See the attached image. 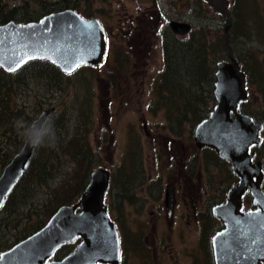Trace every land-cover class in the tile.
Masks as SVG:
<instances>
[{
	"label": "rangeland",
	"instance_id": "rangeland-1",
	"mask_svg": "<svg viewBox=\"0 0 264 264\" xmlns=\"http://www.w3.org/2000/svg\"><path fill=\"white\" fill-rule=\"evenodd\" d=\"M0 1L7 3L9 9L21 6V12L39 8L38 0H27L28 6L22 5L24 0ZM229 1V10L225 9L218 15L203 1L200 7L199 0H96L92 4V16L100 19L107 32V60L99 67L80 70L59 79H53L51 71H42L45 77H40L37 71L31 70L25 81L14 84L9 104L11 107L16 104L22 109L23 115L18 125L19 129L27 126L23 138L29 125L44 109L55 108L47 122L51 118H60L62 114L66 115L67 120L65 124L62 123L60 132L64 142L57 151L61 158L58 162L61 173L50 179L48 185L38 188L32 199L29 198L27 204L23 203L11 217L6 218L0 213V221L4 225L0 227V249L8 248L27 236L35 225L47 219L59 203L74 202L79 193L76 190L84 180L86 171L102 166L114 172L112 187L104 202L110 208V217L119 223L124 249L130 251V264H141L144 260L141 257L143 247L140 252L130 250L137 243L132 242L135 237L137 240V236L129 231L130 223L135 226L132 231H144L145 239L139 242L143 243L141 245L150 244L158 248V264H210L214 255L210 237L218 222L207 216L208 209L202 199L207 196L206 201H217L218 192L223 186L220 187L219 182L205 186V182L201 183L195 174L187 177L186 170H182L180 176L173 174L172 164L177 160L180 165L185 164L190 157L196 158L192 166L197 174L205 161V153L198 151L188 132L191 129L192 111L183 117L178 113L179 103L173 100L167 103L164 93L159 89L158 78L164 63L161 35L162 28L170 20H179L190 23L193 32H200L203 28L212 37L220 39L218 34H222L224 27L229 24L225 21L233 16V0ZM259 2L258 12L255 5ZM259 2L242 0L239 4L235 3L237 14L234 19L238 18L241 11L245 13L239 22L240 33H230L229 48L230 54L243 63L244 70L249 74L248 103L262 111L264 82L259 78L263 80L264 75V0ZM76 10L82 12L80 8ZM14 20L18 21L17 18ZM219 21L222 24L217 23ZM136 35H139L140 41L146 42L138 44L141 52L137 54L130 44ZM179 37L186 39L188 36ZM214 52L208 53L209 59ZM121 53L128 55L129 60L125 56V60L118 63V54ZM226 53L225 48H217L214 55L220 60L227 58ZM212 66L215 69V65ZM202 90L204 103L208 107L212 106L215 103L212 84L204 83ZM190 94H193L192 90ZM251 108L253 112L258 111ZM178 120L183 122L178 129L181 133H174ZM169 124L173 125L172 128ZM55 129L49 128L50 136L55 135ZM14 134L0 135L1 152L8 147ZM74 149L85 157L81 160L71 157L73 161L66 157ZM208 159L210 161L206 160L205 164L207 162L208 169L217 174L220 165ZM125 171L132 175L136 173L132 203L127 199V190L121 191L120 178H123L121 173ZM221 181H225L224 177ZM168 183L176 187L175 195L171 196L172 200H176L173 201L171 217H165L164 221L163 189L168 187ZM159 184L162 195L155 199L149 191L156 189ZM116 199L118 205L115 204ZM173 215L175 217L169 229L167 226ZM144 228H147L148 233ZM64 249L70 250V245L64 246Z\"/></svg>",
	"mask_w": 264,
	"mask_h": 264
},
{
	"label": "water",
	"instance_id": "water-1",
	"mask_svg": "<svg viewBox=\"0 0 264 264\" xmlns=\"http://www.w3.org/2000/svg\"><path fill=\"white\" fill-rule=\"evenodd\" d=\"M223 12L228 0H204ZM174 33L185 34L191 25L170 20ZM44 57V58H41ZM107 57L106 32L96 16L84 17L72 8L52 11L38 20L20 23L13 20L0 24V68L15 72L31 60H46L64 73L81 65L99 66ZM218 61L214 73L215 105L195 128V143L214 149L227 158L239 175L238 185L227 192V200L213 207L223 228L212 238L215 264H264V192L261 176L251 181L248 173L251 153L248 148L259 142L261 120L254 122L237 112L246 99V78L241 64L231 58ZM14 69V70H10ZM55 108L43 110L29 125L22 147L0 171V205H3L29 165L33 148L25 142L37 141ZM234 112L235 117L230 113ZM110 173L105 168L91 172L90 179L73 205H61L37 231L0 253V264H119V237L115 224L107 215L103 199L107 194ZM250 190L257 210L241 209L242 194ZM172 187L168 186L165 207L171 212ZM2 206H0L1 208ZM80 208L78 213L75 209ZM82 240L60 260L46 261L63 243Z\"/></svg>",
	"mask_w": 264,
	"mask_h": 264
},
{
	"label": "trees",
	"instance_id": "trees-1",
	"mask_svg": "<svg viewBox=\"0 0 264 264\" xmlns=\"http://www.w3.org/2000/svg\"><path fill=\"white\" fill-rule=\"evenodd\" d=\"M95 1L96 0H57L56 2H53L38 0L37 3L39 4V8L36 11L22 10V12L20 10L21 6H14L13 8L9 9L7 3L3 4L0 1V24L10 20H14L15 18H17L18 21L23 22L35 21L44 14L50 13L52 11H58L63 8H72L75 10L80 8L82 10V15L90 16L94 11V9H92V4ZM241 1L242 0H233V5H231V8L233 9V16L228 21H225V23L228 22L231 24L230 31L234 35H236L235 31H239L241 29L239 26V22L242 19V15L245 13L244 11H241L238 15V18L234 19V16L237 14V5L235 6V3L237 2L239 4ZM201 2L202 0H199L198 4L200 7ZM28 4L29 2L27 0H24L22 3V5L26 6H28ZM256 6L258 8V10L256 9V11L259 12L260 2L256 4L255 7ZM248 10L249 8L246 10V12ZM165 26L166 27L163 29L161 38L164 66L159 73V89L164 93L163 96L165 97L167 103H172V100H178V112L180 114H183L185 112L192 111L191 120L195 123H198L203 117L206 116L211 107H208L207 104L204 103L205 95L203 93L204 89L202 90V85L213 80L214 69L212 65H215V62L217 61L214 53H216L217 48H225L226 51L229 52L227 49V44H225L224 38L221 41L218 38L212 37V35L203 28L200 32H190L187 35L188 37L186 39H180L168 28L167 25ZM213 50H215V52L213 53L214 56L212 55V57L209 59L208 53ZM125 55V53L118 54V63L125 60L123 59ZM119 56H122V59L119 58ZM87 68L94 67L85 65L80 67L74 73L80 70H86ZM31 70L32 72L37 71L40 77H45V73H43L42 71H51L53 79H59L61 76H70V74H63L51 63L44 60H31L13 74L7 73L0 68V135L14 134L19 129L18 123L19 118H21L23 115L22 109L17 107L16 104L11 107L9 104L10 97L12 96L11 93L14 91V84L17 82L19 83L25 81L26 75L31 72ZM191 90L193 91V94H190ZM207 92H209V90H207ZM200 96H203V98ZM210 96H212V94ZM199 101H202V103H199ZM176 111L177 109L175 110V112ZM65 116V114H62L60 118H51L44 126V132L42 133L38 141L42 145H47L55 140V146H43L33 151L29 167L19 178V181L6 197L4 204L0 209V213H3L6 218L11 217L13 212H16V210L21 208L23 203L27 204V200L29 198L32 199L34 193L38 188H43L45 184L48 185L50 179L61 173V168L58 167V162L60 163L61 158L58 157L59 155L57 151L59 145H62V143L64 142V140L61 138L60 132L62 129V123L64 122L65 124V121L67 120V117L65 119ZM50 127H56V133L54 136H50ZM26 129L27 126H22L19 129L18 133L14 134L13 140L9 144H7L8 147L4 148L5 150L3 152H1L0 149V171L15 154V152L20 148L24 140L23 133L26 131ZM208 151L213 152L211 150ZM66 157H69L71 160L72 158H78L81 160L85 156L82 152L74 149ZM74 168H76V166ZM89 172L90 170L86 171L84 180L80 183L79 187L76 190V193H80L82 188L88 181ZM121 175L123 176V178H120L122 183L121 191L127 190L129 196L130 188H133V184L136 183V173L132 175L129 171H125L124 173H121ZM47 194L49 195V193ZM67 203H69V201H63L59 203V205ZM115 204H119V201L117 199L115 201ZM53 211L51 212V214L53 213ZM1 221L0 227H4ZM44 222L45 221L38 225H35L29 234L39 229L44 224ZM5 245L6 243L2 244V247H4Z\"/></svg>",
	"mask_w": 264,
	"mask_h": 264
},
{
	"label": "flooded vegetation",
	"instance_id": "flooded-vegetation-1",
	"mask_svg": "<svg viewBox=\"0 0 264 264\" xmlns=\"http://www.w3.org/2000/svg\"><path fill=\"white\" fill-rule=\"evenodd\" d=\"M217 23H221L222 24V21H219ZM229 24L227 25L228 28H227V26L224 27V32L222 34H218L217 33L221 40H223L222 39L223 38L222 35H224L225 44H227L226 38L228 36V33L230 32L231 24H230V26H229ZM129 31H130V29H129ZM127 33H128V31H127ZM239 33H240V30L238 32H235L236 35H238ZM138 40H139V35H136V38H133L130 41V44L133 45V47H134V49L136 51L135 52L136 54L138 52H141V50L138 48V44L139 43H145L146 44V42H144V40L140 41V42ZM143 50L145 51L144 48H143ZM143 50H142V52H143ZM229 50H230V48H229ZM230 53L231 52L228 53V59L231 58ZM125 56H127V60H129L128 59V55H125ZM226 57H227V53H226ZM119 58L122 59V56H119ZM123 59H125V57H123ZM243 70H244V67H243ZM244 72H245V75H246V88H247V91H248V95H247V98L244 101L240 102L237 111L242 113V114H244V115H247V116L251 117L253 119V121H255V122H257L259 119L262 122L261 128L259 129V132H258L259 142L251 144L249 146V149H248V153L252 154V156L250 157V166H252V167H251V169H249L248 173L251 174V181H256L257 180L256 175H260L261 176L260 187H261L262 191L264 192V110L260 111V109H258L257 107L253 106L252 103H248V100H249V89H250L249 74L245 70H244ZM259 79L262 82H264V75H263V80H262V77H260ZM214 82H215V76L213 75V80H211V82H207V83L212 84V87H214ZM174 101L178 102V100H174ZM212 106L210 107V109L212 108ZM251 107L256 108L258 111L253 112L254 109H252ZM210 109H209V111H210ZM189 112H185L183 114H180L179 112L178 113L180 115H183V117H184V115L189 113ZM234 115L235 114L231 113V117H233ZM183 117H181V118H183ZM180 123H183V122L181 120H178L177 131L175 130L174 133H178V132L181 133V130L178 131V129L181 128L180 127ZM190 123H191V129L188 132L191 133V135L193 137V140L195 142V138L194 137H195V128H196V124L197 123L192 121L191 118H190ZM174 125H176V124H174ZM169 126L172 128L173 125L169 124ZM166 141H167V138H166ZM195 145H196V143H195ZM197 149H198V151L201 150V151H203L205 153V157H204L205 161L209 160L208 158H211V161L213 163H216V164L220 165L219 168L217 169L218 173L217 174H213L208 169V163L206 162V164H205V161H204L202 163V165L200 166L201 169L199 168L198 171H197L198 173L196 174L195 169L192 166V161H195L196 158L190 157V158L187 159L185 164H182V165L179 164V160L175 161V163L172 164V166L174 167V169H173L174 173L173 174L180 176L181 173H182V170H184V171L186 170L188 172L187 177L188 176L190 177V174H195L201 183L205 182L204 183L205 186L206 185H211L213 182H219L220 183V187L223 186V189L221 190V192L220 191L218 192V194L220 193V195H219V199L217 201H214V202L206 201L207 196L203 197V199H202L203 205H205V207H207V209H208L207 212H206L207 216L212 218V219H216L217 222H218V226L216 227V229L213 230V232H212L213 234L210 237V245H212V237L214 236V234H216L218 232V230H220L222 228L221 219L219 217L213 215L212 209H213V207L217 206V204H222V203H224L227 200V192L232 187L238 185V183H239V175H238L237 172L233 171L232 166H231V162L225 157H220L212 148L204 146L202 148H198L197 147ZM178 150H179V147H178ZM208 150H211L213 152H209ZM98 167H102V166H98ZM203 169H205V172L203 171ZM199 173L202 174L203 176L199 175ZM215 175H218V177H216ZM113 176H114V172L112 173L110 171V181H109V186H108V195H109L110 189L112 187ZM172 176H174V175H172ZM222 177H224L225 181H221ZM183 178L185 179V177H183ZM167 186L172 187L171 195H173V194L175 195V190H176V189H174V188H176L175 185L173 183H168ZM134 188L135 187L130 188V195L127 196V199H128V201L130 203H132L131 198H132V196H134L133 194H131V193H133ZM166 190H167V188L165 187L163 189V201H162V203H164V205L162 204V206H164L163 210L165 209V211H166V216L164 214V221H165V217H166V219H169L171 217V212H172V211L170 213L167 212V208L165 207V198L167 197ZM149 193L152 196H154L155 199H157L159 196H161L162 194H160L161 193L160 184L156 186V189H154L152 191H149ZM164 195H166V197H164ZM189 197L191 198L192 195L190 194ZM175 200H176V198H175ZM175 200H173V201H175ZM241 203H242V207L245 208V210L258 209V206L253 204V199H252L249 191H246V192L243 193ZM109 212H110V208H109ZM159 216L162 217L163 214L160 213ZM160 217H158L159 220H160ZM174 217L175 216L173 215V218L171 220L170 225L167 226V227H169V229H171V225H172V221H173ZM201 219L203 220V218H201ZM115 221H116V223L119 226V223L117 222V220H115ZM134 227L135 226L132 225L131 223L129 224V231L131 232L132 235L137 236V240H136V237H135L134 241H132V237L133 236L131 237V241L132 242H137V243H135L136 246L132 247L130 250L139 251L140 252V249H142V247H143L144 248L143 249V255L141 254V257L144 260H142L141 264H158V260L156 259L157 258V252L156 251H158V248L155 247V246H152L150 244H148L147 246L146 245H144V246L141 245L143 243H139V242H141L142 239H145L144 231L143 230L132 231L134 229ZM144 229L148 233L147 228H144ZM13 245L14 244L10 245L8 248L0 250V252L10 249ZM65 245H69V244H65ZM70 252H71L70 250H67V249L65 250L64 247L61 246V247L57 248L46 261L60 260L63 257L67 256ZM129 255H130V251H125L124 246H123V248L121 247L120 255H119V264H130V261L128 260ZM96 264H101V263H96ZM210 264H215V259L212 258L211 261H210Z\"/></svg>",
	"mask_w": 264,
	"mask_h": 264
},
{
	"label": "clouds",
	"instance_id": "clouds-1",
	"mask_svg": "<svg viewBox=\"0 0 264 264\" xmlns=\"http://www.w3.org/2000/svg\"><path fill=\"white\" fill-rule=\"evenodd\" d=\"M25 142L27 144H29L34 150L35 149H38L40 147H43V146H48V147H54L55 146V140L53 142L47 144V145H42L39 141H32V142H30V141L25 140Z\"/></svg>",
	"mask_w": 264,
	"mask_h": 264
},
{
	"label": "snow or ice",
	"instance_id": "snow-or-ice-1",
	"mask_svg": "<svg viewBox=\"0 0 264 264\" xmlns=\"http://www.w3.org/2000/svg\"><path fill=\"white\" fill-rule=\"evenodd\" d=\"M41 58H44V57H41ZM10 70H14V69H10ZM0 206H2V205H0Z\"/></svg>",
	"mask_w": 264,
	"mask_h": 264
}]
</instances>
